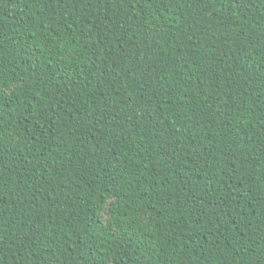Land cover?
Listing matches in <instances>:
<instances>
[{"label":"trees","instance_id":"16d2710c","mask_svg":"<svg viewBox=\"0 0 264 264\" xmlns=\"http://www.w3.org/2000/svg\"><path fill=\"white\" fill-rule=\"evenodd\" d=\"M0 264H264V0H0Z\"/></svg>","mask_w":264,"mask_h":264}]
</instances>
